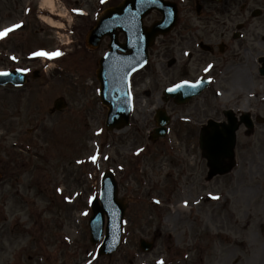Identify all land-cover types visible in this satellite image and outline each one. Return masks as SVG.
Wrapping results in <instances>:
<instances>
[{
  "label": "rangeland",
  "instance_id": "obj_1",
  "mask_svg": "<svg viewBox=\"0 0 264 264\" xmlns=\"http://www.w3.org/2000/svg\"><path fill=\"white\" fill-rule=\"evenodd\" d=\"M119 1L109 0L106 6ZM174 1L180 10L178 24L156 40L150 64L131 76L134 123L138 118L150 123L156 106H173L161 101V91L181 76L176 63L186 57L182 48L191 45L183 38L194 23L206 20V15H195L194 0ZM226 1L233 18L229 23L237 29L242 23L238 0ZM39 2L0 0V31L17 20L21 25L0 36V68L10 63L7 57L19 55L36 57L33 67L39 70V76L21 90L0 89V161L7 173L0 183V264H264V128L240 127L234 166L211 178L198 145L199 128L192 133L185 125L173 128V139L186 156L183 173L165 155L163 143L133 152L146 144L144 134L132 128L107 131L104 125L106 109L99 102L95 69L108 40L94 49L84 44L96 18V0H55L54 12L65 13L67 8L74 23L70 30L65 24L66 34L36 16ZM159 16L152 11L145 22ZM53 18L63 20L56 14ZM250 22L255 35L249 34V39L264 34V16ZM246 43L249 52L243 54L235 44L234 53L224 56L229 66L216 71L207 97L204 92L199 98H203L199 120L206 121L216 106L220 111L232 102L251 114L264 112V106H258L264 102V79L256 74L253 57L259 45ZM56 52L60 54L36 55ZM173 58L176 63L169 65ZM196 73L191 72V77ZM59 96L67 106L51 113ZM185 109L194 111L191 106ZM15 143L31 144L30 152H19ZM125 167L128 171L122 174ZM107 168L121 183L119 195L129 196L122 244L109 257L96 255L87 221L90 199L99 193ZM183 201V213L176 215L174 210ZM140 237L155 238L154 248L142 251Z\"/></svg>",
  "mask_w": 264,
  "mask_h": 264
},
{
  "label": "water",
  "instance_id": "obj_2",
  "mask_svg": "<svg viewBox=\"0 0 264 264\" xmlns=\"http://www.w3.org/2000/svg\"><path fill=\"white\" fill-rule=\"evenodd\" d=\"M152 9L162 12V19L155 21L149 27L143 26L142 19ZM177 9L175 4L165 0H123L116 7L104 10L98 17L95 28L87 37L88 45L99 44L105 35L110 37L108 53L99 59V68L96 71L100 81V97L108 107L106 127H123L128 122L130 99L128 94V77L140 68L147 59V49L157 35L166 34L176 22ZM122 31L125 42H118V33ZM11 81L9 74L0 76V84ZM22 82V81H21ZM180 84L165 95V99L172 97L180 103L191 96L194 90L187 88L182 92ZM60 102V100H58ZM58 108L61 104L57 103ZM157 122L164 124L162 113L158 112ZM230 125H224V131L213 132L202 139V147L209 162L215 168L213 173L224 172L228 166L220 167L224 157H232L235 144V118L229 116ZM163 128L156 129L154 136ZM157 132V133H156ZM126 203L116 198V183L113 174L107 171L103 177L102 191L99 201L92 202V215L89 223L93 236L91 241L100 239L104 216L107 217L106 236L99 252L109 254L119 242L121 220ZM96 238V240H95ZM145 246V245H144ZM148 247V245H146Z\"/></svg>",
  "mask_w": 264,
  "mask_h": 264
},
{
  "label": "flooded vegetation",
  "instance_id": "obj_3",
  "mask_svg": "<svg viewBox=\"0 0 264 264\" xmlns=\"http://www.w3.org/2000/svg\"><path fill=\"white\" fill-rule=\"evenodd\" d=\"M226 3H227L226 0H222L220 2L209 0L206 7V15L208 18V23L202 25L201 28L199 29L197 28L194 29L193 37L195 38L196 41L202 42L200 40H203L206 44L209 45L207 49L211 50L209 54H211L212 57L210 58L208 56L205 57L200 56L197 59L198 60L205 59L206 65L211 63L210 66L208 67V72L210 73V75H212L214 69L213 63L216 64V62H219L217 69L219 67H222L224 62L227 61L226 57L224 56L228 52L232 54L234 53L232 48L234 47L235 44L239 45L243 54H245V52H249L250 45H248V43L246 42L251 41L259 45V47H257L258 49L256 50V54L253 55V57L256 63L258 64L257 75L259 78L264 79V49H261L262 46L264 47V34H260L257 37V39L256 37L249 39L250 38L249 34L252 36L255 35V29H254L255 26L250 22V19L264 16V0H238L240 15H241V20L238 22H242V23H239L237 29H234L235 23H229L231 22V19L233 20V18L230 16L231 14H229L228 8L226 7ZM255 4H260V5L254 7ZM196 33H199L202 37L197 35ZM258 106H260L261 108V106H264V102L260 103ZM216 112L217 110L215 111V113ZM255 112L253 113L254 118L259 114V112L258 114ZM210 113H212V109ZM221 113L223 114L222 119L218 118L217 120L220 122H224L226 121V117L223 113V110H221ZM261 115L264 116V112H262ZM237 116L240 118L241 115L237 114ZM218 117H220V115ZM195 121H198L196 114H195ZM258 121L259 120H256V122L253 121L251 126H247L245 124L246 120L240 119L241 124L240 123L239 124L240 127H245L247 128V130L250 131L256 128L257 126L264 128V124H260Z\"/></svg>",
  "mask_w": 264,
  "mask_h": 264
},
{
  "label": "bare ground",
  "instance_id": "obj_4",
  "mask_svg": "<svg viewBox=\"0 0 264 264\" xmlns=\"http://www.w3.org/2000/svg\"><path fill=\"white\" fill-rule=\"evenodd\" d=\"M40 3H41V6H46V7H49V8H52V6H54V1L53 0H41ZM44 20L47 21L48 23L52 24V25H56V26H60L61 25V24L56 23L54 21V19H52L51 17H46V18H44ZM240 77L242 78L241 79L242 81L246 80V77H245L244 73H241ZM184 206H185V202L184 201L179 203L178 207L175 208L174 213H177L176 215L182 214Z\"/></svg>",
  "mask_w": 264,
  "mask_h": 264
},
{
  "label": "snow or ice",
  "instance_id": "obj_5",
  "mask_svg": "<svg viewBox=\"0 0 264 264\" xmlns=\"http://www.w3.org/2000/svg\"><path fill=\"white\" fill-rule=\"evenodd\" d=\"M15 27H19V25H14L13 28H15ZM12 30H13L12 28H5V29H3V31H0V36H4ZM59 54H60L59 52H56V53H36V55H45V56H49V57L59 55ZM0 74L6 75V73H0ZM92 159L95 160V157H93Z\"/></svg>",
  "mask_w": 264,
  "mask_h": 264
}]
</instances>
